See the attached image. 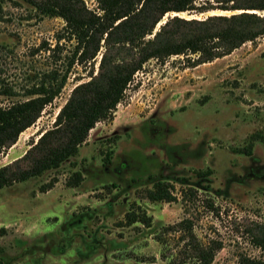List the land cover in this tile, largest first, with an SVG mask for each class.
Wrapping results in <instances>:
<instances>
[{"label":"rangeland","instance_id":"rangeland-1","mask_svg":"<svg viewBox=\"0 0 264 264\" xmlns=\"http://www.w3.org/2000/svg\"><path fill=\"white\" fill-rule=\"evenodd\" d=\"M83 2L100 13L96 0ZM0 5V84L14 91L12 97L0 96V105L7 107L25 100L35 76L53 67L43 47L55 46L64 22L40 17L21 0H0ZM211 14L224 13L178 16ZM61 43L63 57L74 42ZM103 52L72 68L61 94L36 124L0 153V168L21 158L38 132L51 129L73 88L98 72ZM263 55L264 36L195 68H187L183 57L146 63L113 120L96 124L78 156L54 174L53 189L39 192L50 173L0 190V264H169L182 242L164 228L184 218L193 222L203 244H221L211 264L262 258L251 232L264 225V147L255 144L251 156L234 151L254 132L264 131ZM74 171L83 181L68 187ZM156 181L173 185L176 200L145 199L144 191ZM188 186L195 197L182 200ZM132 205L151 219L149 227L126 224Z\"/></svg>","mask_w":264,"mask_h":264},{"label":"trees","instance_id":"trees-1","mask_svg":"<svg viewBox=\"0 0 264 264\" xmlns=\"http://www.w3.org/2000/svg\"><path fill=\"white\" fill-rule=\"evenodd\" d=\"M21 1L40 17L60 18L64 27L56 35L52 49L43 47L50 51L48 58L53 67L35 76L36 83L24 92L25 100L7 107L0 105V153L14 146L19 136L36 124L61 94L74 66L86 65L101 49L104 52L98 72H92L87 82L73 88L51 129L38 132L21 158L0 168V190L50 173L53 176L39 187V192L53 189L58 183L54 174L63 163L78 156L96 124L113 120L135 74L149 61L164 63L173 57H183L187 68H195L228 56L245 43L264 36V0H96L100 13L89 10L83 0ZM187 12L224 14L193 19L178 16ZM62 41L74 42L70 53L63 57ZM0 96L12 97L14 91L1 83ZM245 142L242 149L234 152L251 156L255 144L264 147V131L254 132ZM109 161L110 157L106 164ZM200 174L199 177H205L209 171ZM82 181V174L74 171L66 186L75 188ZM183 189L182 200L193 194L195 197L194 188ZM173 190L170 183L156 181L144 191V197L151 203H171L176 200ZM132 206L136 210L132 207L126 213V224L149 227L151 219L138 206ZM193 226L190 219L184 218L164 228L165 234H179L178 244L182 242L179 256L169 264L213 262L221 244L214 241L203 244L194 234ZM251 234L262 258L240 256L238 264H264V225H255ZM163 258L166 259L164 255Z\"/></svg>","mask_w":264,"mask_h":264}]
</instances>
